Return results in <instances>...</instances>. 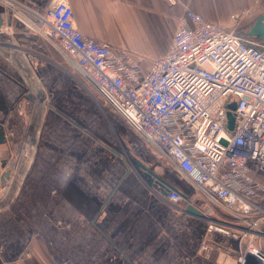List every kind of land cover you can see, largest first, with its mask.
Here are the masks:
<instances>
[{
	"label": "crops",
	"instance_id": "obj_1",
	"mask_svg": "<svg viewBox=\"0 0 264 264\" xmlns=\"http://www.w3.org/2000/svg\"><path fill=\"white\" fill-rule=\"evenodd\" d=\"M17 1L43 12L51 0ZM68 1L80 31L126 49L144 69L168 53L187 8L227 27L234 12H245L242 21L250 27L264 14V0ZM11 32L50 93L51 107L17 197L0 211V264H241V246L230 236L214 237L211 258L199 255L209 203L177 171L152 165L149 143L62 53L19 19ZM80 83L104 101L103 109ZM33 106L24 80L0 56V126L7 137L0 163L7 168H15ZM134 161L170 182L183 200L171 204ZM189 204L202 216L186 213ZM256 240L264 249V237Z\"/></svg>",
	"mask_w": 264,
	"mask_h": 264
},
{
	"label": "built area",
	"instance_id": "obj_2",
	"mask_svg": "<svg viewBox=\"0 0 264 264\" xmlns=\"http://www.w3.org/2000/svg\"><path fill=\"white\" fill-rule=\"evenodd\" d=\"M7 4L14 20L62 53L157 148L162 164L180 173L209 203L199 255L211 258L213 239L222 235L249 243L241 263L247 251L264 261V253L253 245L255 237H264V179L257 175L264 174V41L187 8L168 53L144 69L126 49L80 31L68 0H51L43 12L17 0ZM245 14L234 12L232 25ZM233 97L239 103L231 110ZM230 111L233 130L228 128ZM165 198L176 204L183 194L173 189Z\"/></svg>",
	"mask_w": 264,
	"mask_h": 264
},
{
	"label": "water",
	"instance_id": "obj_3",
	"mask_svg": "<svg viewBox=\"0 0 264 264\" xmlns=\"http://www.w3.org/2000/svg\"><path fill=\"white\" fill-rule=\"evenodd\" d=\"M7 1L0 0V56L13 66L22 77L28 87L29 97L34 100V106L21 153L14 170L7 168L6 162L0 163V189H5L4 194L0 195V211L10 207L17 197L33 161L46 111L51 107L50 93L31 65L25 50H23L11 32V27L14 23V11L8 6ZM249 35L264 41V14L251 25ZM228 115V128L233 130L235 123L234 113L230 111ZM6 143L5 131L0 126V144ZM133 163L141 169V173L149 179L150 184L155 189H160L165 197L169 195L171 190L175 189L170 182L157 176L153 170L148 169L145 165L138 161ZM185 212L202 216V213L190 204L185 209ZM241 264H264V261L254 253L247 251Z\"/></svg>",
	"mask_w": 264,
	"mask_h": 264
},
{
	"label": "rangeland",
	"instance_id": "obj_4",
	"mask_svg": "<svg viewBox=\"0 0 264 264\" xmlns=\"http://www.w3.org/2000/svg\"><path fill=\"white\" fill-rule=\"evenodd\" d=\"M243 20V19H242ZM232 22V21H231ZM244 25V21H241L237 26H235V25H231L230 27H238V28H241L242 26ZM81 84V86L82 87H84L86 90H88L90 93H91V96L93 97V99L99 104V106L101 107V104H103V100L99 97V96H97V95H95L96 93H94V91H92V89L90 88V87H88V85L86 84V85H84L83 83H80ZM238 103H239V100L237 99V98H235V97H233L232 99H230L229 100V102H228V107L230 108V109H232V110H234V109H236V107L238 106ZM102 108V107H101ZM103 109V108H102ZM123 135V134H122ZM148 146H147V149L150 151V154L154 157V162L152 163V165H154V167H155V165L157 164V165H159V166H162V162L159 160V155H160V153H159V151L157 150V148L156 147H154V146H151V145H149V144H147ZM125 151V150H124ZM21 153V152H20ZM20 156V155H19ZM156 165V166H157ZM163 168H165L166 169V167H163ZM180 177L183 179V176H181L180 175ZM184 180V179H183ZM185 181V180H184ZM222 235H219V237H221ZM219 237H217V240H218V238ZM239 243V245L241 246V250H242V255H243V253L245 252V250H247L248 249V246H249V243L248 242H242V243H240V242H238ZM253 245L254 246H256V247H258L259 248V250L260 251H262L263 253H264V249L261 247V246H259L260 245V243L256 240L254 243H253Z\"/></svg>",
	"mask_w": 264,
	"mask_h": 264
},
{
	"label": "trees",
	"instance_id": "obj_5",
	"mask_svg": "<svg viewBox=\"0 0 264 264\" xmlns=\"http://www.w3.org/2000/svg\"><path fill=\"white\" fill-rule=\"evenodd\" d=\"M249 29H250V26H244V25L241 28H239L240 32L248 36H249Z\"/></svg>",
	"mask_w": 264,
	"mask_h": 264
}]
</instances>
